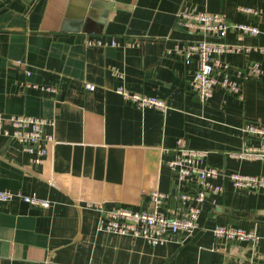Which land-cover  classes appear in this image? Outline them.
I'll list each match as a JSON object with an SVG mask.
<instances>
[{
    "label": "crops",
    "instance_id": "0c3cea01",
    "mask_svg": "<svg viewBox=\"0 0 264 264\" xmlns=\"http://www.w3.org/2000/svg\"><path fill=\"white\" fill-rule=\"evenodd\" d=\"M99 1L0 0V111L53 118L46 130L55 139L37 156L0 134V188L50 200L47 207L0 203V264H264V187L239 188L228 177L264 175V159L237 155L257 144L245 123L264 125V52L257 48L264 45V0ZM240 4L262 13L241 12ZM181 9L257 23V35L228 31L223 40L244 48L216 56L228 62L237 91L215 86L205 100L193 91L195 59L185 62L179 47L216 38L178 23ZM252 61L261 74L251 72ZM224 69L215 66L218 79ZM117 87L160 97L168 107L139 108ZM181 137L207 149L208 163L222 172L212 180L221 189L205 196L194 233L152 245L100 229L101 208L153 210L154 189L168 194L159 207L166 214L187 204L178 194L195 184H177L167 161L166 148ZM215 224L252 230L257 241L216 237Z\"/></svg>",
    "mask_w": 264,
    "mask_h": 264
},
{
    "label": "built area",
    "instance_id": "2783aa9c",
    "mask_svg": "<svg viewBox=\"0 0 264 264\" xmlns=\"http://www.w3.org/2000/svg\"><path fill=\"white\" fill-rule=\"evenodd\" d=\"M238 9L249 15L258 16L262 13L260 7L239 5ZM176 20L190 32H201L205 36L216 39L193 38L180 45L179 51L185 62L195 59V67L191 78V86L200 100L208 98L215 86L235 92L239 84L232 80L226 69L228 62L218 61L216 56L229 51L244 48L241 44L229 43L223 38L228 31L233 30L240 34L257 35L261 32L254 21H230L223 12L203 11L195 9H181L176 13ZM88 44H106L101 38H88ZM134 41L127 40L125 45H132ZM110 44L117 45L118 41L111 39ZM264 52V45L257 46ZM222 65L224 75L218 79L215 75V66ZM249 68L253 74H261L262 69L258 62L252 61ZM27 73L29 71L27 70ZM85 87L93 89L94 84L85 82ZM124 98L132 101L137 107L154 106L160 109L168 107L166 101L160 97L137 91H129L117 87ZM51 117L34 114H4L0 111V134L15 139L20 149L37 156H43L48 145L54 142V133L47 131L52 126ZM9 125V126H8ZM243 130L257 139V144L237 152L238 156L264 159V125L246 122ZM172 156L167 160L174 169L177 184L193 182L192 191L178 194V199L187 204L177 208L171 214H166L159 207L165 202L168 194L158 189L150 192L154 204L153 210L133 209L129 206L117 205L111 208H101L98 219L100 229L118 234L141 237L152 245L169 241L183 242L199 227L197 219L201 211V204L210 191H219L221 184L212 180L222 172L207 161L208 150L190 146L184 138H179L175 146L166 148ZM232 184L239 188L252 189L264 187L263 174H247L237 171L228 173ZM13 199L23 200L31 205L47 207L50 200L36 194H26L20 190L0 188V203L8 204ZM212 232L216 237L226 236L230 239L257 241L258 235L252 230H243L228 225L215 224Z\"/></svg>",
    "mask_w": 264,
    "mask_h": 264
},
{
    "label": "water",
    "instance_id": "95a60500",
    "mask_svg": "<svg viewBox=\"0 0 264 264\" xmlns=\"http://www.w3.org/2000/svg\"><path fill=\"white\" fill-rule=\"evenodd\" d=\"M99 4H102V2H100L99 0H91V2H90L91 7L99 5ZM106 4H110V3L108 2V3H105L104 5H106Z\"/></svg>",
    "mask_w": 264,
    "mask_h": 264
}]
</instances>
